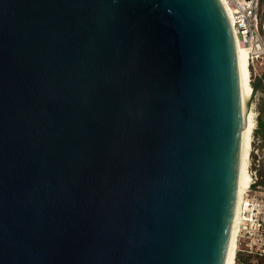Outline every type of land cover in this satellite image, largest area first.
<instances>
[{
    "label": "water",
    "instance_id": "water-1",
    "mask_svg": "<svg viewBox=\"0 0 264 264\" xmlns=\"http://www.w3.org/2000/svg\"><path fill=\"white\" fill-rule=\"evenodd\" d=\"M242 118L220 0H0V264H224Z\"/></svg>",
    "mask_w": 264,
    "mask_h": 264
},
{
    "label": "built area",
    "instance_id": "built-area-1",
    "mask_svg": "<svg viewBox=\"0 0 264 264\" xmlns=\"http://www.w3.org/2000/svg\"><path fill=\"white\" fill-rule=\"evenodd\" d=\"M224 1L235 44L247 50L250 79L256 78L259 75L256 63L262 66L264 61V22L259 17L260 0ZM262 85L264 87V81ZM250 175L251 181L237 205L236 257L253 255L259 258L264 257V185L259 183L255 172Z\"/></svg>",
    "mask_w": 264,
    "mask_h": 264
},
{
    "label": "bare ground",
    "instance_id": "bare-ground-1",
    "mask_svg": "<svg viewBox=\"0 0 264 264\" xmlns=\"http://www.w3.org/2000/svg\"><path fill=\"white\" fill-rule=\"evenodd\" d=\"M229 20L226 3L220 0ZM230 23V22H229ZM240 95L243 110L242 133L239 156V172L237 183V196L233 216V222L224 264H234L236 257V237L238 233L237 205L243 191L248 187L251 177L247 173V161L251 149L252 135L256 128V115L250 103L252 86H250V72L248 68L247 50L239 44H235Z\"/></svg>",
    "mask_w": 264,
    "mask_h": 264
},
{
    "label": "rangeland",
    "instance_id": "rangeland-1",
    "mask_svg": "<svg viewBox=\"0 0 264 264\" xmlns=\"http://www.w3.org/2000/svg\"><path fill=\"white\" fill-rule=\"evenodd\" d=\"M259 17L261 21L264 22V0H260ZM256 66L259 75L256 78H249V80H251L249 81L250 86H252L256 79L264 71V61L262 66H259L258 63H256ZM262 84L260 85L255 97L251 101L252 110L256 115V128L252 135L251 149L247 161V173L251 177L250 174L255 172L259 183L264 185V138L260 134V130L262 129H260L257 124V119H260L264 125V87ZM260 174L263 176L259 177ZM234 261V264H264V257L257 258L253 255H238Z\"/></svg>",
    "mask_w": 264,
    "mask_h": 264
},
{
    "label": "trees",
    "instance_id": "trees-1",
    "mask_svg": "<svg viewBox=\"0 0 264 264\" xmlns=\"http://www.w3.org/2000/svg\"><path fill=\"white\" fill-rule=\"evenodd\" d=\"M260 134L264 138V129L263 130H260ZM262 176H263L262 174L259 175V177H262Z\"/></svg>",
    "mask_w": 264,
    "mask_h": 264
}]
</instances>
